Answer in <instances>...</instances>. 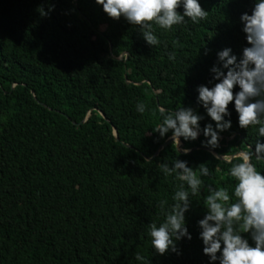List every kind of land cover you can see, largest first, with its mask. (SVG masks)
I'll use <instances>...</instances> for the list:
<instances>
[{
  "label": "trees",
  "instance_id": "trees-1",
  "mask_svg": "<svg viewBox=\"0 0 264 264\" xmlns=\"http://www.w3.org/2000/svg\"><path fill=\"white\" fill-rule=\"evenodd\" d=\"M200 3L203 20L154 26L160 43L149 46L94 0H0V264H140L137 252L151 264H207L196 227L206 186L231 192L222 157L257 136L238 126L231 102V127L214 149L201 135L182 140L191 151L179 155L171 140L159 149L168 138L151 132L157 105L203 114L195 86L211 79L215 52L239 55L245 45L238 16L251 0ZM177 156L210 174L186 213L192 239L178 243L179 255H152L147 226L179 183L160 164ZM252 162L264 173V160Z\"/></svg>",
  "mask_w": 264,
  "mask_h": 264
},
{
  "label": "clouds",
  "instance_id": "clouds-1",
  "mask_svg": "<svg viewBox=\"0 0 264 264\" xmlns=\"http://www.w3.org/2000/svg\"><path fill=\"white\" fill-rule=\"evenodd\" d=\"M94 2L109 18H123L130 25H135L149 46L160 43L154 26L170 30L188 20L197 23L207 15L200 0ZM38 12L41 16L48 14L43 7ZM238 21L245 41L239 55L228 46L217 50L208 69L211 79L207 84L195 86V99L203 108V114L191 106L171 110L157 105L159 123L151 128V132L159 137L174 142L179 155H187L191 148L182 145V140L195 141L202 135V146L209 149L217 147L221 133L230 129L232 124L228 108L230 102L238 126L243 129L255 127L257 139L247 146V150L222 157L230 163L228 175L234 181L231 192L223 186H206V210L196 220V227L201 253L206 256L207 264H264V173L257 170L252 162L253 158L264 160V142L259 139L264 137V0H251L250 9L241 12ZM204 54L207 55V49ZM168 59L174 60V53H169ZM135 108L143 113L145 104L137 102ZM205 115L210 122L201 126L200 121L205 119ZM213 156L218 157L219 154L213 153ZM178 157L171 163L160 164L162 172L174 174L179 183L171 197L173 203L162 207L160 218L147 226L152 255H179L178 243L182 239H192L186 213L193 207L191 197L201 190V177L210 174L206 165L200 164L198 169H194L187 160ZM134 259L140 264H151L149 257L139 252Z\"/></svg>",
  "mask_w": 264,
  "mask_h": 264
},
{
  "label": "water",
  "instance_id": "water-1",
  "mask_svg": "<svg viewBox=\"0 0 264 264\" xmlns=\"http://www.w3.org/2000/svg\"><path fill=\"white\" fill-rule=\"evenodd\" d=\"M119 58H121V57H119ZM102 115V114H101ZM114 135H116V133H115V131H114ZM170 141V139H167L161 146H160V148L159 149H161V148H163L168 142ZM158 149V150H159ZM157 153V152H156ZM155 153V154H156Z\"/></svg>",
  "mask_w": 264,
  "mask_h": 264
}]
</instances>
